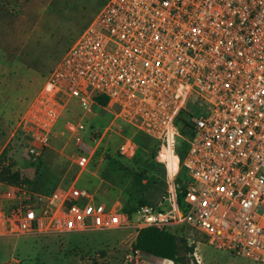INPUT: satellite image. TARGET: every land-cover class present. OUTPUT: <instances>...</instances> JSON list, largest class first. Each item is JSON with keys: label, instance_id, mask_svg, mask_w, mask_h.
I'll return each mask as SVG.
<instances>
[{"label": "built area", "instance_id": "obj_1", "mask_svg": "<svg viewBox=\"0 0 264 264\" xmlns=\"http://www.w3.org/2000/svg\"><path fill=\"white\" fill-rule=\"evenodd\" d=\"M73 101L85 115L93 105L108 113L80 144L81 171L116 136L118 155L134 156L125 125L156 140L176 133L187 144L179 222L215 249L264 264V0H106L14 125L30 155L49 145ZM161 215L143 204L131 220L76 181L49 191L0 181V237L120 228L133 242L141 228L166 229ZM142 254L131 248L126 259L140 264Z\"/></svg>", "mask_w": 264, "mask_h": 264}, {"label": "rangeland", "instance_id": "obj_2", "mask_svg": "<svg viewBox=\"0 0 264 264\" xmlns=\"http://www.w3.org/2000/svg\"><path fill=\"white\" fill-rule=\"evenodd\" d=\"M105 2L106 0H51L47 12L48 30L32 45H27L25 52L20 53L27 68L14 59L18 54L16 49H0V75L4 76L0 82V115L5 119L7 128L10 129L18 118L24 93L33 90L39 81L43 84L65 50ZM9 15L17 18L21 16V12H7V27L11 24ZM12 37L0 36L2 46L11 44ZM19 40L18 36L17 42ZM34 74H37V78L31 77ZM26 79L27 83L24 84ZM96 108L97 106H92L94 115ZM188 109L196 116L202 112L196 105L188 104ZM94 115H85L78 105H70L56 123L49 145L37 156L27 152L24 139L15 133L5 146V163L11 164L13 170L18 169L29 179L30 184L44 191L52 190L58 185H68L75 180L95 190L99 201L115 205L117 211L131 220L136 217L139 207L147 204L169 221L167 230L176 233L186 242L187 247H194L191 252H182L183 257L175 264L197 263L196 255L200 256V264H260L242 255L215 249L202 233L179 222L181 183L184 177L188 178L187 171L180 168V162L186 153L187 144L176 133L165 140H156L129 126L122 134L132 136L137 143V150L132 158L118 155L116 149L120 137L116 136L110 139L106 147H101L95 153L94 162L88 169L81 171L75 163L81 142H88L90 126H103L108 118L106 112ZM182 117L188 118L184 114ZM71 124L77 127L76 131L69 129ZM7 128L5 127V131L1 130L0 145L5 139L6 131L8 132ZM13 202V197L3 198V203L7 206ZM125 235V230L116 228L67 233L57 238L53 236L56 242L52 245L51 241H44L45 237L24 236L4 240L16 241L12 252L20 259V264H133L126 259V254L132 248L133 237ZM68 236L72 238L65 239ZM139 259L142 260L140 264H161L159 258L147 254H142ZM165 263L174 264L169 261Z\"/></svg>", "mask_w": 264, "mask_h": 264}, {"label": "crops", "instance_id": "obj_3", "mask_svg": "<svg viewBox=\"0 0 264 264\" xmlns=\"http://www.w3.org/2000/svg\"><path fill=\"white\" fill-rule=\"evenodd\" d=\"M50 5H51V0H33V1L32 0H0V36H6V35L13 36L11 39L12 43L9 45L3 44L2 46V42H0V49L2 51H4L5 49L11 50L10 49L11 47H12V50L14 51L16 49V52L18 54L15 56L14 59L19 60L24 68H27V65H26V62L20 57V53L25 52L27 50L26 49L27 45H32L35 41L38 40V37L44 34L45 30H48L47 25H48L49 18L47 16V12L49 10ZM17 11L21 12V16L14 18L13 15H9V18H10L9 23L11 22V24H9V27H7L6 25L8 24L5 21V16L7 12H11L15 14V12ZM18 36L20 37L19 42H17ZM0 70L2 71V68H0ZM3 77L4 76L0 75V79H1L0 82L3 80ZM31 77L37 78V74L31 75ZM27 80L28 79H26L23 83L24 84L27 83ZM41 86H42V82L40 83L39 81L33 90H31L29 93L28 92L24 93L25 95L24 101L22 102V104L20 105V109L18 110V116H17L18 118L26 110L30 101L39 91ZM71 105H78V104L75 101H73ZM95 106H97L96 114L95 115L92 114V115L97 116L100 113L101 114L105 113L101 107H99L98 105H95ZM16 121L14 122L16 123ZM14 122L11 128L9 129L7 128V124L5 123V119L2 118L0 115V134H2L1 132H3L1 130L5 131V127L8 130V132L6 131V135H4L5 136L4 141L0 145V153L5 148L8 141L12 138L14 134V125H15ZM79 185L83 186L82 184H79ZM83 187H86V186H83ZM96 187H98V185ZM99 187H100V184H99ZM92 191H95V190H92ZM123 230H125L126 232L125 237H128V230L126 229H123ZM70 233H74V232H70ZM64 234H67V233H63L61 235H64ZM61 235H55L54 237L57 238L58 236H61ZM54 237L53 236H49L48 238L45 237L44 241H51L50 245H52L56 242V238ZM4 238H12V237H0V264H3L5 261L9 260L11 257L16 256V254L12 252V249L15 246L16 241H13V240L11 241L10 239L4 240ZM71 238L72 236L65 237V239H71ZM159 259L161 261L159 263L161 264H166L165 263L166 261L173 262L168 259H161V258ZM153 264H158V263H153Z\"/></svg>", "mask_w": 264, "mask_h": 264}, {"label": "trees", "instance_id": "obj_4", "mask_svg": "<svg viewBox=\"0 0 264 264\" xmlns=\"http://www.w3.org/2000/svg\"><path fill=\"white\" fill-rule=\"evenodd\" d=\"M96 102L98 104H104L106 102V98L97 97ZM179 120L176 121L177 128L179 131H182L183 134H187V132H185V128L182 127L183 125ZM179 124L181 127H179ZM127 127L129 126L125 125L123 131L127 130ZM6 152L7 149L4 148L0 153V181L13 185L25 183L34 187V185L30 184L29 179L24 177L18 169L13 170L11 164L5 163ZM181 198L182 193L180 192L178 199L180 206ZM132 248L157 258L171 260L175 264L183 257L182 252H191L193 251L194 247L191 245L187 247L186 242L180 239V237L172 231L150 226L141 228L138 231L135 239L132 242Z\"/></svg>", "mask_w": 264, "mask_h": 264}]
</instances>
